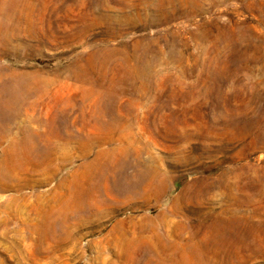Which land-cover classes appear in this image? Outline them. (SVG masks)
<instances>
[{"label":"rangeland","instance_id":"obj_1","mask_svg":"<svg viewBox=\"0 0 264 264\" xmlns=\"http://www.w3.org/2000/svg\"><path fill=\"white\" fill-rule=\"evenodd\" d=\"M0 264H264V0H0Z\"/></svg>","mask_w":264,"mask_h":264},{"label":"bare ground","instance_id":"obj_2","mask_svg":"<svg viewBox=\"0 0 264 264\" xmlns=\"http://www.w3.org/2000/svg\"><path fill=\"white\" fill-rule=\"evenodd\" d=\"M34 80H29V79H20V80H16L12 83V85H8L9 86V90L10 93H13L15 95H17L19 93L20 90H24L26 89L27 84H33ZM29 85V86H30Z\"/></svg>","mask_w":264,"mask_h":264},{"label":"crops","instance_id":"obj_3","mask_svg":"<svg viewBox=\"0 0 264 264\" xmlns=\"http://www.w3.org/2000/svg\"><path fill=\"white\" fill-rule=\"evenodd\" d=\"M25 129V128H24ZM55 136V135H54ZM49 138L51 137V136H48Z\"/></svg>","mask_w":264,"mask_h":264}]
</instances>
